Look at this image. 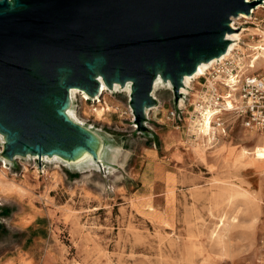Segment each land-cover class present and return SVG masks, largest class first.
<instances>
[{
  "label": "rangeland",
  "instance_id": "obj_1",
  "mask_svg": "<svg viewBox=\"0 0 264 264\" xmlns=\"http://www.w3.org/2000/svg\"><path fill=\"white\" fill-rule=\"evenodd\" d=\"M250 2L252 16L235 21L243 42L255 44L249 34L264 30V0ZM202 83L193 78L182 120L168 118L173 92L159 89L146 129L121 91L129 84L98 99L78 92L69 109L98 136L101 166L87 153L46 160L44 174L26 156L0 161L1 264L43 253L54 264H264V131L233 114L214 139L191 137ZM89 160L97 170L82 168ZM242 187L251 201L232 194Z\"/></svg>",
  "mask_w": 264,
  "mask_h": 264
},
{
  "label": "water",
  "instance_id": "obj_2",
  "mask_svg": "<svg viewBox=\"0 0 264 264\" xmlns=\"http://www.w3.org/2000/svg\"><path fill=\"white\" fill-rule=\"evenodd\" d=\"M247 0H0V155L97 157L98 136L65 110L69 89L90 97L129 84V105L146 129L155 80L175 102L184 76L226 53L233 16ZM82 155V156H83ZM81 156V157H82ZM80 157V158H81ZM79 158V159H80Z\"/></svg>",
  "mask_w": 264,
  "mask_h": 264
},
{
  "label": "built area",
  "instance_id": "obj_3",
  "mask_svg": "<svg viewBox=\"0 0 264 264\" xmlns=\"http://www.w3.org/2000/svg\"><path fill=\"white\" fill-rule=\"evenodd\" d=\"M252 14L253 9L249 15L252 16ZM236 23L239 29L241 25L237 21ZM242 29L247 30V27ZM249 36L250 40L255 39L258 41V37L256 38L258 34L250 33ZM243 45L248 46L240 37L231 49L229 56L218 58L215 64H211L203 74L198 76L203 78V83L200 89V97L195 104L191 105L192 110L189 117H191L193 124L189 123L188 125L191 137L195 138V129H198L202 123L207 121L212 136H216L219 130L226 132L228 117L233 114L242 117L245 126L264 131V49L257 48L256 50L259 53L257 52L252 56L243 50ZM260 58L263 59V63L257 68L251 71H240L247 64L252 67L253 60ZM219 75L222 79H217ZM170 90L172 91V85ZM223 91L227 92L226 97L222 94ZM181 92L182 97L180 99L183 98V102H185L188 94ZM180 99L169 110L168 118L183 119L186 106L180 103ZM146 113L149 116V109ZM2 143L3 139L1 150ZM26 157L36 161L34 167L37 172L45 173L46 155Z\"/></svg>",
  "mask_w": 264,
  "mask_h": 264
},
{
  "label": "bare ground",
  "instance_id": "obj_4",
  "mask_svg": "<svg viewBox=\"0 0 264 264\" xmlns=\"http://www.w3.org/2000/svg\"><path fill=\"white\" fill-rule=\"evenodd\" d=\"M247 1H250V0H247ZM258 7H259V6H258ZM253 12H255V10H253ZM238 17H239V18H240V17L249 18L250 15L247 14L246 12H241L238 16H233V18H232V22H231V26H232L234 29H238L237 26H236L237 23H236V21H235V19L238 18ZM253 31H254L255 34H258L259 39H258V41L255 40V41H257V43H255V44H251V43L248 44V45H249V49H250V51H249L248 49L245 48V51L247 52V54H248V55H252V56L255 55L257 52L259 53V51L256 50L257 48H262V49H264V44H262V42L264 41V30H263V29H260V30L255 29V30H253ZM240 37H241V33H239L238 30H235V31H232V32H228V33H227V38L231 40L230 43H229L228 50H227L226 53L222 54L219 58H224V57L229 56L231 49L235 46V43L237 42V40H238ZM242 41H243V40H242ZM217 59H218V58L215 57V58H212L210 61H203V62H201V63L199 64L197 71H196L193 75L186 74V75L184 76V82H185L186 86H182V87H181V91H183L184 93L189 94L190 91H189L188 88L190 87L192 90L194 89V86H192L193 78H196V77H198L199 75L203 74V73L206 71V69H207L211 64H215V62H216ZM248 62H249V61H248ZM262 63H263V59H262V58H260V59H255V60H253L252 67H250L249 64H247L246 66L242 67V68L240 69V71H243V72H244V71H251V70L257 68L258 66H260ZM217 79H222V77L219 75V76H217ZM126 85H128V84H126ZM126 85H125V86H126ZM170 86H171V83H170L169 81H168V82H165V81L159 76V77L155 80V83H154V88H153V91H152L153 96L157 99L156 92H157L159 89H163V88H167V89H168V88H170ZM118 87H119V84H118V83H114L112 88H108V87H107L102 81H100L99 93H98V94L95 96V98H93V99H98L99 96L104 92V90H109V91H111V92L114 90V91H119V92H120V89H119ZM112 89H113V90H112ZM121 91H125V92L128 91V92H127V95H128V97H129V93H130L129 86H128V88H125L124 90H121ZM78 92H81V93H82V97H84V99H88V98H89V95H88L84 90H82V89H80V88H77V87H71V88L69 89V96H70V99H74V97L77 96V93H78ZM222 94L226 97L227 92H226V91H223ZM199 97H200V89L196 90V93L193 94V99H192V101H191V104H195ZM183 101H184L183 98L180 99V103H181L182 105L184 104ZM229 103H230V100H229ZM129 107H130V106H129ZM153 107H155V106H153ZM153 107H151V108H153ZM151 108H149V110H150ZM130 109H131V107H130ZM65 112H66L67 115H68L69 117H71L74 121H77L78 123H82V122H80V121L77 119V116H76V114L74 113V110H70L69 108H67V109L65 110ZM189 123L193 124V123L191 122V117H189ZM82 124H83V123H82ZM252 129H256V128H252ZM195 132H196V137H197V136L204 135V136H206V137H211V138L214 139V137L211 135V132H210V125H209L208 121H207L206 123H202V125H200V127H199L198 129H195ZM0 136H1V138H2V135H1V134H0ZM196 137H195V138H196ZM194 144H195V145H194L195 147L198 146L196 140L194 141ZM109 147H110V146H109ZM196 150L199 151L197 148H196ZM118 152H119V151H118ZM116 154H117V153H116ZM82 155H83V151H79L78 153H76V155H75L73 158H71V161H76V160H78ZM84 155H85V154H84ZM84 155H83V156H84ZM114 157H115V156H114ZM114 157H113V158H114ZM46 159H47V160L54 159V161H58V162H59V160H60L59 157H58L57 155H53V156H51V157H48V156H47ZM0 161H4L5 166H6V160H5L4 158L0 157ZM114 161H115V160H114ZM117 162H118V161H117ZM86 167H87V168H86ZM82 168H86V171H87V170H97V168H96V164H95L93 161H91V160L87 161V162L82 166ZM92 172H93V171H92ZM231 191H232V194L239 193V194L245 196L247 202L251 201V200H250V197H249V193H250V191H249L247 188L242 187L241 189H240V188H237V189H232Z\"/></svg>",
  "mask_w": 264,
  "mask_h": 264
},
{
  "label": "crops",
  "instance_id": "obj_5",
  "mask_svg": "<svg viewBox=\"0 0 264 264\" xmlns=\"http://www.w3.org/2000/svg\"><path fill=\"white\" fill-rule=\"evenodd\" d=\"M13 257L14 256H12V257L10 256V257H8V259L12 260ZM26 258H28V254H26ZM27 260L31 261V263H27V264H54V262H55V259H53V257L49 256L47 253H43L41 256H39L38 259L30 257V259L28 258ZM0 264H1V262H0Z\"/></svg>",
  "mask_w": 264,
  "mask_h": 264
}]
</instances>
